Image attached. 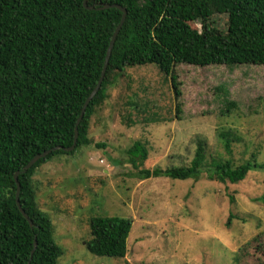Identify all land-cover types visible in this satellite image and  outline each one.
<instances>
[{
  "label": "trees",
  "instance_id": "trees-1",
  "mask_svg": "<svg viewBox=\"0 0 264 264\" xmlns=\"http://www.w3.org/2000/svg\"><path fill=\"white\" fill-rule=\"evenodd\" d=\"M88 4L121 5L127 10L102 87L78 127L76 149L55 151L25 171L36 155L73 145L77 120L101 77L123 12L87 10L84 0H0V264H59L64 250L54 238L52 219L40 208L34 175L53 158L74 155L91 144V120L126 68L156 66L171 79L178 99L181 92L174 70L181 59L200 67L264 66V0H88ZM214 16L223 18L227 28L209 25ZM192 24L201 25L202 30ZM230 107L236 104L229 102L228 112ZM154 115L144 121L159 122ZM219 138L231 153L238 138L226 131ZM127 154L126 163L142 180H199L207 143H198L187 167L144 168L149 149L139 140ZM211 165L208 179L222 184H238L259 168L252 161L234 166L220 158H213ZM18 171L20 203L33 226L17 205L14 176ZM259 201L264 203V194ZM132 227L128 217H92L91 239L85 246L95 256L122 259Z\"/></svg>",
  "mask_w": 264,
  "mask_h": 264
},
{
  "label": "rangeland",
  "instance_id": "rangeland-1",
  "mask_svg": "<svg viewBox=\"0 0 264 264\" xmlns=\"http://www.w3.org/2000/svg\"><path fill=\"white\" fill-rule=\"evenodd\" d=\"M208 23L227 28L220 16ZM174 73L178 99L156 66L126 68L91 120V144L37 169L39 205L64 250L59 264H264V66L200 67L181 59ZM229 102L236 104L230 112ZM154 114L159 122L144 121ZM222 131L238 138L231 153ZM138 140L149 149L143 166L150 170L190 166L206 142L201 178H138L126 163ZM213 158L259 168L238 184H222L208 179ZM99 215L133 220L124 258L87 250L90 220Z\"/></svg>",
  "mask_w": 264,
  "mask_h": 264
},
{
  "label": "water",
  "instance_id": "water-1",
  "mask_svg": "<svg viewBox=\"0 0 264 264\" xmlns=\"http://www.w3.org/2000/svg\"><path fill=\"white\" fill-rule=\"evenodd\" d=\"M84 7L87 10H105V9H110V8H118V9H120L123 12V17H122V20H121L119 26L117 27V29H116V31H115L112 39H111V42H110V45H109V48H108V51H107L105 63H104V68H103L101 77H100V79L98 81V84L95 87V89L90 93L88 98L86 99V102H85V104H84V106L82 108V112L80 114V117L77 120L76 127H75V139H74L73 145L71 147H69V148L55 147V148H53L51 150H48V151H45V152H43L41 154L36 155L29 162V164L25 167V171H27L28 169L33 167L39 160H41L42 158H46L49 154H51V153H53L55 151L64 150L65 152L70 153V152H73L76 149L77 142H78V137H79V129H78V127H79V125H80V123H81V121H82V119H83V117L85 115V112H86L88 106L90 105V103L92 102V100L95 98V96L98 94V92L100 91V89L102 87L106 72L108 70V66H109V62H110V58H111V55H112V50H113L116 38H117L122 26L124 25L126 17H127V10L125 8H123L121 5L103 4V5H100V6L96 7V6L89 5L88 4V0H84ZM20 174H21V172L18 171L15 174V176H14L15 181L17 182V194H16L17 205H18L21 213L24 215V217L28 220V222L31 224V226H33V222L29 218L28 214L23 210V208L21 206V203H20V191H21V188H20V184H19V181H18V177H19ZM36 246H37V244H36Z\"/></svg>",
  "mask_w": 264,
  "mask_h": 264
}]
</instances>
